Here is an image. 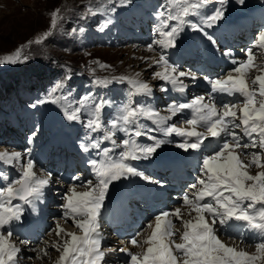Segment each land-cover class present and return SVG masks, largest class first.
Wrapping results in <instances>:
<instances>
[{"label":"snow or ice","instance_id":"obj_1","mask_svg":"<svg viewBox=\"0 0 264 264\" xmlns=\"http://www.w3.org/2000/svg\"><path fill=\"white\" fill-rule=\"evenodd\" d=\"M210 2L165 0L156 13L161 25L157 29L161 39L153 40L148 45L149 51L154 50V45H159L161 49L175 47L177 37L185 26L200 31L212 45H216L215 39L205 31L204 26L211 28L224 18L223 6L227 0H216L221 7H216L210 15L202 17L201 23H194L190 19L199 15V10ZM238 2L244 4L245 0ZM88 10L95 14L91 6ZM115 10V7L111 9L113 12ZM60 12L59 8L51 12V29L57 27L61 19ZM107 23L111 21H107L104 26ZM51 34V30L45 32L35 43H41ZM23 47L17 48L13 54L0 57V65L20 62ZM256 48L261 50L259 56L254 51ZM223 55L232 56V52L226 50ZM153 62L160 68L153 73L154 77L171 84L174 90L181 93L186 89L182 77L197 78L195 73L180 71L163 52ZM231 63L233 67L225 76L204 77L211 87L207 98L198 95L187 102L174 100L167 105L169 115H161L150 106L134 102V96H151L153 93L149 83L138 79L139 73L136 77L112 78L113 81L127 82L130 90L127 100L118 106L114 118L109 121V126H105L102 116L103 110L112 102L98 98L93 93L81 97L78 106L64 108L67 120L80 121L81 113L84 112L88 117L85 127L90 133L103 131L104 134L90 144L80 145L85 152L91 148L100 150L98 158L89 161L96 182L88 181L83 191L73 185L64 195L63 218L66 222L71 221L79 229V234L69 232L57 223L55 235L60 239L52 244L59 252L55 264H102L107 252L102 249L104 237L100 217L109 186L114 181L130 176L160 183L132 163L150 159L162 145L169 143L167 139L150 134L154 131H163L165 137L173 133L183 137L177 147L185 151L201 149L209 138L223 142L211 154L203 157L201 175L190 186L191 191L183 196L190 218L185 219L184 211L179 207L160 211L154 221L148 224L150 232L143 239H138L140 234L137 233L130 240L132 246L141 247L142 251L120 249L130 258L128 264H264V30L258 33L253 47L246 50L245 58L233 59ZM110 82L107 79L96 81L105 86ZM63 88L64 83L58 82L48 97L39 103L56 104L67 100L65 96L54 95ZM161 91L166 92L168 89L162 87ZM213 94L240 99L238 103L217 105ZM185 110L191 112V118L184 121L187 127L168 123L172 117ZM142 118L152 121L157 128L150 129L140 123ZM117 132L125 135L120 143L115 139ZM141 137H146L151 143H141ZM31 140L32 137H29ZM103 141H110L112 147L101 149ZM116 149L121 150L117 153ZM30 153L28 149V158L25 160V154L19 151H0V162L19 168L16 179L9 180L8 176L0 173L6 182L0 186V264H18L21 248L12 240L10 225L13 221L21 220L24 205L34 206L35 201L43 198L44 189L51 181L50 172L44 176L37 174ZM253 167L261 170L252 174L250 170ZM176 221L181 223L182 230L176 227ZM233 222L256 235L255 252L250 253L219 237L217 225L226 229ZM239 234L243 236V232ZM41 251L45 256L48 254L47 249Z\"/></svg>","mask_w":264,"mask_h":264},{"label":"rangeland","instance_id":"obj_2","mask_svg":"<svg viewBox=\"0 0 264 264\" xmlns=\"http://www.w3.org/2000/svg\"><path fill=\"white\" fill-rule=\"evenodd\" d=\"M113 1L119 2L120 0H0V57L13 54L17 48L24 46L21 51L20 62L0 65V151L7 150L11 152L17 150L25 154L24 159L26 160L28 158L27 150L30 149V156L35 161V171L38 175H46L41 164L46 159V150L51 149L47 148V145L52 138L51 134L57 130V122L60 120H64L70 125L68 132L72 139L78 134L86 145L87 139L92 138L94 140L103 132L90 133V130L85 127L88 117L84 112L81 113L80 121L67 120L64 115L65 107L69 105L76 107L81 97L88 93H93L98 98L102 97L112 102L110 106L103 110L102 116L105 126H109V121L114 118L118 106L127 100L130 90L127 82L113 81V77H136V74L139 73L138 79L149 83L153 88V93L151 96H134L132 97L134 102L150 106L159 111L161 115H169L167 105L171 102L162 98L166 95L158 91H161L163 87V84L159 85V82L165 81L159 80L153 75L154 72L160 70L153 60L158 59L163 50L160 49L157 52L155 49L153 51L148 49V45L153 40L161 39V37L159 32L154 31V28L149 26L147 22L143 24L139 20V22H134L140 16L139 10H137V13L133 12V6L143 7L148 0H143L144 2L142 0H121L124 7L131 1L132 4H128L127 9H120L119 11V8L114 6ZM153 1H160L158 10L161 4L165 2V0ZM230 2L232 4L236 3L234 0ZM250 5V3L243 5L241 10H245ZM89 6L92 7L95 14L89 12ZM111 6L112 8L115 7L116 10L114 12L111 11ZM57 8L61 10V19L58 21L57 27L51 29V12ZM97 9L99 11H96ZM112 14L115 16L120 15L123 19V21L116 23L117 27L130 24L128 32L130 35L136 36L137 39L139 38V45L134 41L126 44L121 43L117 37L123 36L122 30L121 28L115 29L113 21L104 26L107 22L106 19L108 20ZM135 14L136 18L134 17ZM149 28H151L149 37L144 41ZM80 29H83V31L81 32ZM50 30L52 33L50 36L39 44L35 43L38 37L43 36L45 32ZM144 30L147 32H142ZM259 32L260 30L254 33L255 38ZM241 33L247 34L244 30H241ZM29 41L32 43L29 44ZM252 41L255 42V40ZM156 47H159V45H154V48ZM255 51L257 52V50ZM257 55L259 56V53ZM25 56L27 59H24ZM44 59L49 61L46 63V67L49 70L41 74L49 75L50 77L34 84V88H27L26 84L32 82L31 75L35 70L32 65L40 62L43 64ZM169 62L174 64L180 71L193 73L192 68L186 66L185 63ZM104 79L112 82L106 86L96 83V81ZM181 79L184 84L188 83L186 78ZM58 82H63L64 88L54 95L65 96L67 100H61L56 104L51 102L40 104L39 101L46 99L50 90ZM9 85L11 87H8ZM186 90L188 91V88ZM194 96H197V94L192 91L190 97L193 98ZM140 123L145 124L148 128L153 127V124L145 118H142ZM121 134L123 135L124 133ZM29 137H32L31 142ZM245 142H247V139H245ZM74 143H77L76 140ZM105 147L111 148L112 146L105 142L102 144V149ZM64 149H66V152L62 155L63 157L68 154L77 155L75 154L77 153L76 151L75 153H68V148ZM50 159L49 157L48 162ZM88 159L91 160L93 158L89 157ZM2 163L0 162V173L5 175L7 170L1 165ZM260 170L253 167L250 171L255 174ZM6 175L9 180L16 179L19 176L9 175L8 173ZM87 180L89 181L90 179L88 178ZM91 180L93 183L96 182L94 178ZM73 185L70 182L66 187ZM79 187L85 188L84 186ZM47 192L48 189L45 191V196H47ZM56 192H59V190ZM175 193L177 192L171 190L167 196L172 198ZM180 208L184 212L187 210L184 206H180ZM155 216L150 217V219ZM187 218H189L188 215L185 219ZM67 222L69 225H65L64 221L56 220L50 231L47 234L45 233L46 237L44 240L41 242H39L40 238L37 241L35 240L36 242L32 246L33 251L28 253V256L20 253L22 255L21 257L19 256L18 264H52V262L55 264L59 252L52 247V243H50L52 238L49 237V234H55L57 223L67 231L75 232L74 227L70 225V221ZM178 225L182 228L181 223L176 221V227ZM146 232H149L147 227L139 229L134 235H129L128 231L125 232V236L118 238V248H128L133 252H140L141 247L132 246L130 240L137 233L140 234L138 239H143L147 235ZM232 235L235 236V234H228L226 237ZM226 237L224 239L221 238L226 243H235L237 245L241 243L240 245H245V243L233 240V238L228 241ZM116 238H109V241L103 243L102 246L109 245ZM26 241L24 243H29ZM120 241H125V245ZM246 246H250L245 249L246 251L255 252V244H247ZM45 247L50 255L45 256L40 253V250L38 251L39 253L35 250L36 248L44 249ZM105 251L107 254L103 264H123V256L120 258L114 247L107 246Z\"/></svg>","mask_w":264,"mask_h":264},{"label":"bare ground","instance_id":"obj_3","mask_svg":"<svg viewBox=\"0 0 264 264\" xmlns=\"http://www.w3.org/2000/svg\"><path fill=\"white\" fill-rule=\"evenodd\" d=\"M234 1L236 3H239L238 0H234ZM248 2H249L248 0H245V3H248ZM153 5L156 6V3H151V6L145 5V3L143 5V7L133 6V8H134L133 12L137 13L138 12L137 10H139V16H140L134 22H137L138 20L142 21V24L144 22H147L149 26L154 28V31H157V29L161 25H160V21L157 19V16H156L157 12L153 8ZM230 5H232L231 2H230ZM209 11H210L209 7L206 8L204 6L199 10V12H200L199 15L192 16L190 19L194 23H201L202 17L209 15ZM233 11H235V9H233ZM247 11H249V13H250V15L248 17H241V15H231L234 18H230V19H227L229 16V13L225 12L224 18L221 21H219L217 24L213 25L211 27L212 29L204 26L205 31L207 33L211 34L212 37H213V35H218L221 37H223L224 35L228 36L229 39L226 38V40H228L229 43L226 44V42H224L225 43L224 45H226V46H224V48L222 50L225 52L226 51L225 47H227V50H231V52H232V56H225L223 54L219 55V57L222 59L221 65L219 64V67H215L213 69L212 67L214 64L210 65L211 69H209V71L214 72V74L218 75L221 73V75H220L221 77L225 76L233 67V64L231 63V61L233 59H236V57L238 58L239 56L242 57V59L245 58V52L246 51L243 52V48L240 47L243 44H245V42L239 43V45L237 46V41L233 40V38H234L233 33H234V31H236V34L239 35L241 33V30H245L247 33H251L254 31V29H252V27H255L254 22L259 21V20H262V21L264 20V12L262 10H256L255 11L256 15L254 18H253V15H251V9H246V11H244L243 13H246ZM134 17L135 18L137 17L136 14L134 15ZM240 17L242 19H240ZM233 19H236L238 21V28H234L232 24H228V22L232 21ZM218 27H220V28L216 29ZM184 34H188V38H190L195 43L194 46L202 47V49L205 51V54L207 56L205 47L209 46L210 48H212L210 46V44L207 42L208 39L203 40L200 38V35L199 36H197L196 34L194 35V30L191 29L189 26H185L184 30L180 33L179 37H182V35H184ZM148 36H149V34H148ZM195 37L200 38V39H196ZM146 39H147V35H145L144 41ZM213 39H214V37H213ZM253 45H254V43L252 44V46ZM191 46L192 45L188 46V49L180 50L179 53L177 52V46H175L173 48H168L166 50L170 53V57H173L171 54H174L179 60H190V58H193L196 61V60L200 59L201 56H199V54L194 55V53L192 52V50L190 48ZM239 47H240V52H239ZM154 49L157 52L160 51V49H156V48H154ZM254 51H255V49H254ZM260 51L261 50L258 49L257 52L259 53ZM238 53H239V55L236 56ZM236 60H240V59H236ZM203 61L205 62V64H207L208 58L203 57ZM200 62L201 61H199V63ZM168 86L173 89V86L171 84H169ZM163 87H165L164 83H163ZM185 96H186V89L183 93L175 90V95L173 96V98H176V99H178V101H181V102H187L188 98L186 100ZM237 99H240V98L227 96L224 94H215V96H214V101H215V103H217V105H222L225 102L226 103H233ZM190 113H191L190 110H185L183 113H180V114H181V116H184V119L187 120L190 118V116H189ZM57 123H58L57 130L51 134L52 138L49 141V144L47 145L48 146L47 148H51V149L46 150V152H47L46 153V159H45V161H43V163H46V165H44L42 167L43 170L45 171L44 173H46L50 170H52V171L55 170V167L53 166L54 164L51 166V169H48V167H46L49 157L51 158L50 160H54V159L57 160L58 164H61L64 161L65 164H62L64 166V169L65 170L70 169L74 172V178L71 181V184L78 185L77 190H79V191L86 190L85 188L79 187V186L85 187V185H87V184L83 181V176H82V174H79L78 171L80 169H82L86 172V174H90L92 176V178H94L96 180V177H95V175L92 171V168L89 164L90 160L88 159L90 157L89 153L93 154L96 151V149L91 148L87 152L83 151L82 149H79V146H77V145H81V143H83V142L80 141L79 143H74V141L77 138L72 139V136L68 132L70 130V125L67 124V122H65L64 120H60ZM181 127H187V125L185 123H183ZM116 137H119L120 141L122 140L120 138L119 134L116 135ZM100 138L101 137L98 136L95 139H100ZM179 139L182 142L184 138L180 137ZM92 140H93L92 138H89V139H87L86 143L89 144L90 141L92 142ZM119 140H117V141H119ZM107 143H109L111 145L110 142H107ZM204 144L205 145H215V144H218V142L216 139L209 138L204 142ZM62 147L68 148V150H67L68 153H70V152L75 153V151H76L77 153H75V154H77V155L72 156V155L68 154L67 156L63 157L62 155L66 152V149H64V148L61 149ZM52 148H53V150H52ZM171 149L173 151L177 150V148H171ZM183 151H184V149L182 150V152ZM191 151H192L193 158L198 156L197 151H195V150H191ZM166 153L169 154V153H173V152L166 151ZM178 156H180V154ZM96 158H98V157H96ZM154 158L155 157L153 156L150 159L133 161L132 163L135 167L138 168V170H140L141 165L147 166L146 161H150V163L157 168L158 167H164L166 165H170V163L167 162V159L165 158V156L160 157L159 161H156V159H154ZM51 163H52V161L49 163V165H48L49 167H50ZM146 166L144 168H146ZM76 177H78L79 179H75ZM165 178L166 179L170 178V175L166 176ZM147 182H149V181H145L140 177L130 176L127 178H122L119 181H114L109 186V191H108V194L106 196L104 206L101 209V217H100L101 232H102L103 237H104L102 244L105 243L106 241H109V238H111V239L115 238V237H112L113 235L108 237L109 236L108 232L110 230L109 224L117 223L119 225L122 222L123 227L125 229H128V227H131V224L134 221L142 222L141 216H140V215H142V213L140 211H138L139 208H136V207H138L139 205L151 203L152 200L144 199L143 201H141L138 198L139 191L137 189H134L132 185L134 183H147ZM173 184H177V183H174V182L164 183L162 187H159L160 193L158 195L159 196H161V195L165 196V195H168V192L171 190L176 191L177 193H175L172 196V199L177 202V198H176L177 196L176 195L181 193V190L178 189L177 187L172 186ZM55 185H54V187H56V189L59 190V192H58L59 194H62L61 192H64V191H66L68 193V190L72 187V186L66 187V185L64 186L62 184H59L56 186ZM46 189H47V187L44 189V194H45ZM116 193H118L119 196H118L117 200L112 201V199ZM44 194H43L42 199L35 201L34 206L29 205L26 208L27 212L23 213V216H22L20 221H13L12 222V225L15 222H20L19 225H15V229H16V235L18 236L17 239L20 242L19 246H22L21 247V253H23L25 251H27V253H30L31 251H33L32 246H34V244L36 242L35 240L39 239L40 236H43V234H40V233H43L42 228L45 227L49 221L48 218H45L43 216V215L47 214V212H48L47 204H44V202H49L48 199L46 200V197ZM47 197H51V195L47 194ZM168 199L169 198H166V200H168ZM176 202L172 204L174 209L178 208V207L180 208V206L178 204H176ZM131 208H134V209H131ZM132 210L136 211V215H137L136 219L134 217L133 212H131ZM35 211H38L43 215H39V214L35 213ZM31 214H34V215H31ZM185 217H187V210H185V212H184V218ZM153 221H154V219L152 221L150 220L149 223H152ZM70 225H73L71 221H70ZM73 227L76 228L74 225H73ZM177 228H180L182 230V228L179 225L177 226ZM10 230H13V228H10ZM147 230L150 232V229H148V227H147ZM240 232H243V236H241L239 234ZM219 233H222L223 237H226L228 234H235V236L232 235V236H229L226 238H228V241L232 240L231 238H233V240L235 239L239 242L245 243V245H240L241 243L238 244L239 247H242L244 249H247V247L249 248L250 246H246V245L247 244L251 245V243H253V240L255 241L257 239L255 234L244 230L243 228H241L240 225H238L235 222H233L231 226H226V229L221 228L219 225H217V234H219ZM122 234L123 233H121L120 236H122ZM49 237H51L54 240L53 241L51 239L50 243H52V244L54 242H56L58 239H60L55 234H51V233L49 234ZM107 237H108V239H106ZM25 240H27L29 243H21V241L24 242ZM177 240H178V238H177ZM123 243L125 245V242H123ZM253 244H255V242ZM23 248H24V250H23ZM37 249L38 248L35 249L37 252L40 250V253L43 254V252L41 251L42 249H38V250ZM44 249H47V248L45 247ZM141 251H142V248H141ZM47 255H50V254H47ZM122 256H123V262L122 263L128 264V260L130 258L128 257L127 253L123 252L120 255V258ZM102 264H103V262H102ZM106 264H108V263H106Z\"/></svg>","mask_w":264,"mask_h":264},{"label":"trees","instance_id":"obj_4","mask_svg":"<svg viewBox=\"0 0 264 264\" xmlns=\"http://www.w3.org/2000/svg\"><path fill=\"white\" fill-rule=\"evenodd\" d=\"M49 62L47 61L46 59H44L43 61V64L42 62L40 63H37V64H33L32 66H34L35 70L32 72V83H33V80H35L36 78H43L45 76H49V75H45V74H41L42 72H46L48 71L49 69L46 67V63ZM32 85H30L31 87ZM8 87H11V85H9Z\"/></svg>","mask_w":264,"mask_h":264}]
</instances>
